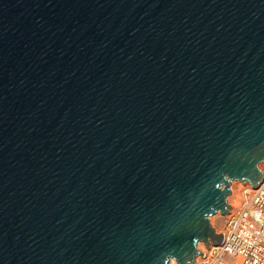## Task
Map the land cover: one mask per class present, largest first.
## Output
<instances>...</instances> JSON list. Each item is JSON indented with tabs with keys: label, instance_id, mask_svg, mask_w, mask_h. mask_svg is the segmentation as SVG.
<instances>
[{
	"label": "water",
	"instance_id": "95a60500",
	"mask_svg": "<svg viewBox=\"0 0 264 264\" xmlns=\"http://www.w3.org/2000/svg\"><path fill=\"white\" fill-rule=\"evenodd\" d=\"M264 164V0H0V264L193 263Z\"/></svg>",
	"mask_w": 264,
	"mask_h": 264
},
{
	"label": "built area",
	"instance_id": "2783aa9c",
	"mask_svg": "<svg viewBox=\"0 0 264 264\" xmlns=\"http://www.w3.org/2000/svg\"><path fill=\"white\" fill-rule=\"evenodd\" d=\"M241 195L226 213L222 240L207 245L190 264H230L227 255L235 257L234 264H264V171L259 185L244 184Z\"/></svg>",
	"mask_w": 264,
	"mask_h": 264
},
{
	"label": "rangeland",
	"instance_id": "374dc122",
	"mask_svg": "<svg viewBox=\"0 0 264 264\" xmlns=\"http://www.w3.org/2000/svg\"><path fill=\"white\" fill-rule=\"evenodd\" d=\"M262 167H263V170H264V164H262ZM244 184H246V183L245 182L242 183L241 181H237V180H234V181L230 182V186H229L230 194L227 196V204L228 205H231L233 207L238 206L239 201H240V199L242 197L241 191L243 189V185ZM225 221H226V214L222 215L219 212H217L213 216L209 217V222L211 223V226L218 233L220 231H222V229L224 228ZM198 247L201 250H204L205 249V244H203L202 242H199L197 244V248ZM224 259L228 263L234 264L235 257H231V256L227 255Z\"/></svg>",
	"mask_w": 264,
	"mask_h": 264
},
{
	"label": "bare ground",
	"instance_id": "6f19581e",
	"mask_svg": "<svg viewBox=\"0 0 264 264\" xmlns=\"http://www.w3.org/2000/svg\"><path fill=\"white\" fill-rule=\"evenodd\" d=\"M262 164L263 163H260L259 164V168H260V170L263 172L264 170H263V167H262ZM245 183H247V182H245ZM248 184V183H247ZM229 207H228V210L232 207L231 205H228ZM210 225H211V223H210ZM212 227V226H211ZM214 232L216 233V234H219L217 231H215L214 230ZM206 247V246H205ZM199 248V247H198ZM206 249V248H205ZM205 249L204 250H201L200 248L198 249L200 252H203V251H205ZM169 264H177L176 263V261L175 260H169Z\"/></svg>",
	"mask_w": 264,
	"mask_h": 264
}]
</instances>
